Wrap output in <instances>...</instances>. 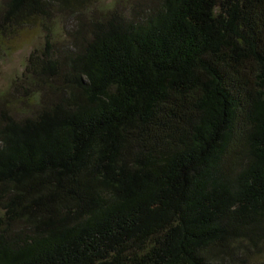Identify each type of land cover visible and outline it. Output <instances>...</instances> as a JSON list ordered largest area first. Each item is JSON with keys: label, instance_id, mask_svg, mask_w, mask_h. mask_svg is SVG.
Segmentation results:
<instances>
[{"label": "trees", "instance_id": "trees-1", "mask_svg": "<svg viewBox=\"0 0 264 264\" xmlns=\"http://www.w3.org/2000/svg\"><path fill=\"white\" fill-rule=\"evenodd\" d=\"M35 21L0 264H264V0H0L1 38Z\"/></svg>", "mask_w": 264, "mask_h": 264}, {"label": "rangeland", "instance_id": "rangeland-1", "mask_svg": "<svg viewBox=\"0 0 264 264\" xmlns=\"http://www.w3.org/2000/svg\"><path fill=\"white\" fill-rule=\"evenodd\" d=\"M117 0H97L99 5H112ZM139 0H130L131 4H137ZM130 5V4H129ZM55 14L56 22L53 25L50 21H47L48 26H54L61 31H69L72 27V20L69 18L68 12H57ZM44 29L37 21L32 25L21 27L15 30L10 37L4 40H0V93H4L8 90L10 80L20 75L26 63L29 54L38 46H40L43 40ZM29 110V109H28ZM32 109L29 110V112Z\"/></svg>", "mask_w": 264, "mask_h": 264}]
</instances>
